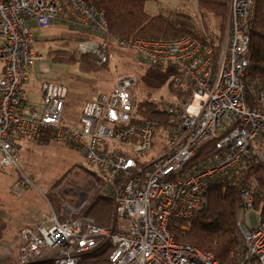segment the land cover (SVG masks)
<instances>
[{
	"label": "built area",
	"instance_id": "1",
	"mask_svg": "<svg viewBox=\"0 0 264 264\" xmlns=\"http://www.w3.org/2000/svg\"><path fill=\"white\" fill-rule=\"evenodd\" d=\"M254 4L230 1L229 34L216 55L214 44L190 35L114 39L103 11L84 0H0V167L18 168L17 146L50 131L52 141L79 150L102 178L93 176L94 190L111 195L115 204L112 231L74 217L87 203L79 189L62 203L63 218L48 203L47 211L15 234L16 264H78L82 253L103 242L111 245L107 264H218L212 254L178 244L171 223L179 221L186 230L206 202L209 183L245 158L254 155L264 164V111L249 107L245 90ZM55 22L84 34L77 49L94 54L99 63L109 60L105 49L114 43L132 50L140 64L177 66L193 84L188 101L166 106L179 123L166 127L167 148L161 155H149L153 127L134 121L137 81L132 75H118L109 90L95 91L69 121L64 117L68 89L61 83H41L40 108L22 102L28 70L43 59L33 30ZM259 101L264 104L263 94ZM213 140L216 152L187 166L195 150ZM29 186L26 179L16 181L11 192L20 197ZM240 196L236 224L246 264H264V215L255 212L254 223L243 220L254 211V195L243 188Z\"/></svg>",
	"mask_w": 264,
	"mask_h": 264
},
{
	"label": "trees",
	"instance_id": "2",
	"mask_svg": "<svg viewBox=\"0 0 264 264\" xmlns=\"http://www.w3.org/2000/svg\"><path fill=\"white\" fill-rule=\"evenodd\" d=\"M84 1L95 9L103 11L108 25V36L114 39L126 41L135 38L176 39L190 35L210 44H214L217 39L214 44V53L217 55L229 18L231 0H195L198 16L186 5L167 7L153 14L148 13L145 9L146 2H158V0ZM210 20L215 21L217 34L210 31L212 30ZM201 23L205 25L204 29ZM69 30L77 34L78 39L86 38L80 32L71 28ZM203 30H207L208 35H205ZM249 37L250 62L245 76L246 98L250 108H260L264 111V105H260L259 101L261 94L264 95V0H255ZM67 44L69 42L65 41L61 44V48L47 51L54 63L75 64L78 70L84 73H97L105 65H99L98 58L94 54L76 53L73 49H68ZM109 48L106 47L105 51ZM168 65L174 71V76L168 83V90L177 100L188 101L192 96L193 84L185 79L177 66ZM164 66H151V68L161 71ZM133 106L134 121L150 124L154 129V138L160 136V132L168 125L179 123L177 116L170 113L161 102L152 99L148 93L139 99L134 96ZM35 141L39 144L51 142L50 131L38 136ZM215 152V141L207 142L195 150L187 166L200 163ZM88 171L98 181L102 179L95 169ZM243 188L252 190L253 206L260 215H264V164L254 155L245 158L237 168L227 171L209 183L206 202L191 219L187 231H181L179 221L178 224L171 223L175 241L182 246L196 247L212 254L218 264H246L245 246L236 224L238 211L242 208L240 193ZM44 196L58 217L63 218L61 206L66 198L59 189L56 186L51 187ZM114 210L112 196L97 190L88 205L74 217L90 218L96 225L115 231ZM110 252L111 245L103 242L98 247L82 253L78 264H107Z\"/></svg>",
	"mask_w": 264,
	"mask_h": 264
},
{
	"label": "rangeland",
	"instance_id": "3",
	"mask_svg": "<svg viewBox=\"0 0 264 264\" xmlns=\"http://www.w3.org/2000/svg\"><path fill=\"white\" fill-rule=\"evenodd\" d=\"M182 5L189 6L194 14L198 16L195 0H158L147 1L145 9L153 14L164 8H175ZM230 13V8H229ZM223 32V38L219 49L225 43L229 34V24ZM215 21L210 20L212 33H218L214 27ZM204 29L205 25L200 24ZM208 35L207 30H203ZM36 37V49L42 53L43 59L33 68L28 70L29 78L24 84L25 93L28 95V101L37 108H40V87L45 80L57 82L65 85L68 89V105L65 110V119L70 120L77 117L81 106L97 90H109L115 78L118 75H132L136 79V86L133 88L134 96L139 99L146 93L162 105L174 104L177 99L168 90V83L174 76L171 66H164L162 70H155L151 66L140 64L134 59V52L129 49L117 47L110 43V58L103 68L97 73H84L78 70L77 65H64L54 63L48 50L61 48L63 42L68 41V49H73L80 53L77 44L80 39L77 34L71 32L68 26L60 23H52L45 28L33 30ZM217 39L215 40L216 44ZM1 69V65H0ZM25 95V94H24ZM260 105H264L260 103ZM159 134V133H158ZM168 130L164 128L153 139L155 145L150 152L151 156L161 155L167 148ZM19 166L18 168L5 167L0 168V236L4 238V244L8 250L9 256H4V262L15 263V249L12 240L20 228L34 223L39 215L48 210L49 201L45 198L46 192L56 186L60 193L65 196V200L76 197V190L85 192L86 205L97 192L94 190V178L88 170L94 169L88 166L78 149L65 143L49 141L39 144L37 141L23 140L18 146ZM27 180L30 186L21 194L15 196L11 192L16 181ZM55 191V190H53ZM10 199L7 200V195ZM6 195V196H5ZM8 195V196H9ZM240 211V210H239ZM238 211V213H239ZM255 212L243 216V220L251 219L255 221ZM245 217V218H244ZM238 218V214H237ZM245 223V222H244ZM190 224L186 230L189 229ZM246 228V226H244Z\"/></svg>",
	"mask_w": 264,
	"mask_h": 264
},
{
	"label": "crops",
	"instance_id": "4",
	"mask_svg": "<svg viewBox=\"0 0 264 264\" xmlns=\"http://www.w3.org/2000/svg\"><path fill=\"white\" fill-rule=\"evenodd\" d=\"M0 73H1V69H0ZM28 81V80H27ZM25 85H26V82H25ZM25 94V95H24ZM22 102L27 104V105H31V106H34L31 102L28 101V95L25 93V89L23 87L22 89ZM36 107V106H34ZM21 145V143H20ZM9 195V194H8ZM6 197L7 200L10 199V195ZM6 196V195H5ZM28 225V224H27ZM26 226V225H25ZM4 238L0 236V264H3L4 263V259L3 257L6 256L8 257L9 254H8V250L6 248V244H4Z\"/></svg>",
	"mask_w": 264,
	"mask_h": 264
}]
</instances>
